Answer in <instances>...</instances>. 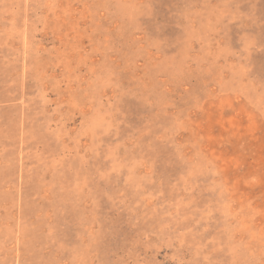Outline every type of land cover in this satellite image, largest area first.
Returning a JSON list of instances; mask_svg holds the SVG:
<instances>
[{"label": "rangeland", "instance_id": "374dc122", "mask_svg": "<svg viewBox=\"0 0 264 264\" xmlns=\"http://www.w3.org/2000/svg\"><path fill=\"white\" fill-rule=\"evenodd\" d=\"M0 264H264V0H0Z\"/></svg>", "mask_w": 264, "mask_h": 264}]
</instances>
